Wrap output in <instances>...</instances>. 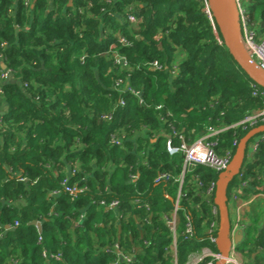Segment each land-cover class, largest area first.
<instances>
[{
    "label": "trees",
    "instance_id": "1",
    "mask_svg": "<svg viewBox=\"0 0 264 264\" xmlns=\"http://www.w3.org/2000/svg\"><path fill=\"white\" fill-rule=\"evenodd\" d=\"M69 1L0 0V59L11 77L0 79V264H173L162 216L183 158L169 156L157 135L174 129L183 138L175 146L191 144L264 110V90L234 62L216 25L215 36L202 0ZM247 15L264 33V0ZM251 129L230 128L211 148L233 154ZM249 158L243 191L264 195V135ZM157 173L171 179L156 184ZM218 175L198 165L185 171L178 215L191 216L194 236H179L177 264L179 248L188 260L218 221ZM65 179L82 192H60ZM251 218L241 253L261 250L264 264V228Z\"/></svg>",
    "mask_w": 264,
    "mask_h": 264
},
{
    "label": "built area",
    "instance_id": "2",
    "mask_svg": "<svg viewBox=\"0 0 264 264\" xmlns=\"http://www.w3.org/2000/svg\"><path fill=\"white\" fill-rule=\"evenodd\" d=\"M34 0H19V2L25 6L29 7L32 6ZM261 0H235L239 16H240V26L242 30V39L243 44L248 52L250 59L254 62L259 68L264 70V33L260 30L255 31L251 28V22L247 15V9L250 5H253ZM203 3V12L206 18L209 20L211 27L214 30V34L217 37L215 32V21L212 14V6L209 0H202ZM128 20L131 24L136 25L138 20L136 17L130 15ZM153 69H160V66L155 63L151 66ZM175 69V68H174ZM10 76L8 71L1 72L0 79L4 81ZM119 86V84L117 85ZM130 90L129 88H127ZM133 94L137 95L138 92H134L130 90ZM123 105V102L120 103ZM106 119H110L111 116H105ZM264 124V110L256 111L252 113L250 116L246 117L244 120L239 122L236 125L222 127L216 130H209L201 134L197 139H195L191 144L181 143L179 146H175L174 138L177 136L180 140H182V136L177 134L174 129L171 130V133L160 132L157 136L164 138L165 140V150L169 156H177L180 155L183 158V168L180 175L176 178V182L179 185L177 195L175 201L172 205L171 210L168 214L162 216V221L164 225L167 227L171 242L169 246L170 254L172 255L173 264H177L176 261V246L178 242L179 236H182L184 241L191 240L194 236V229L192 226V219L191 216L187 213L183 215V218L180 219L178 212L180 210L179 201L181 197V187L184 183L185 179V171L189 166H202L207 169H211L216 171L217 173H222L226 170L227 166L229 165L233 154L230 152L226 153L224 156H218L213 149L211 148L212 143L209 140L216 135L236 126H249L255 128L257 126ZM120 140L112 139V142L115 145H120ZM259 140H255L249 147L248 150V158L254 153L257 148ZM237 147V146H236ZM235 152V151H234ZM74 173V171H73ZM243 168L240 171L237 178L241 181L240 186L237 188L235 187L227 193L228 196V209H229V216H230V231L229 236L231 239L235 236L236 233L242 232L244 234L245 230L249 226L248 219L246 217L247 211L253 201L255 200L256 196L247 195L243 191V188L248 187V183L243 181ZM171 179V175L168 173H157V176L154 179L156 184H160L166 182ZM216 186V183L215 185ZM63 192L68 195H75L76 193L82 192L76 184L69 185L68 180H64L62 182ZM213 187L209 189L211 192ZM60 192H55L54 195L59 194ZM116 203L109 204V208H116ZM214 215L217 212L216 207L213 208ZM17 225V224H15ZM180 229L182 231L180 232ZM217 231H218V221L217 219H213L211 221L205 231L206 233V244L202 246L199 251L195 254H192L185 264H215L217 261H221L223 258L217 252L212 250V246H215L216 238H217ZM216 247V246H215ZM235 245H232L229 255L227 258H224V264H240L238 263L234 256L236 255ZM113 250L116 255L124 262L129 263L131 258L129 256H125L122 254V250L119 246H113ZM194 258V260H193Z\"/></svg>",
    "mask_w": 264,
    "mask_h": 264
},
{
    "label": "water",
    "instance_id": "3",
    "mask_svg": "<svg viewBox=\"0 0 264 264\" xmlns=\"http://www.w3.org/2000/svg\"><path fill=\"white\" fill-rule=\"evenodd\" d=\"M36 0L33 1V4ZM212 6V14L215 25L226 46L230 56L239 68L245 73L248 79L264 90V70L259 68L246 51L240 26V16L235 0H209ZM32 4V5H33ZM71 6V0L69 1ZM2 69L5 65L2 64ZM264 135V124L249 130V132L239 141L233 157L226 170L218 175L215 186L214 205L218 212V231L216 238V250L221 257L227 258L232 245L237 246L243 238L242 232L235 234L233 239L229 236L230 216L228 209L227 189L232 180L237 177L243 168L244 161L248 157L247 144L249 140H260ZM30 225L36 227L41 233V223L34 221ZM215 264H224V260Z\"/></svg>",
    "mask_w": 264,
    "mask_h": 264
},
{
    "label": "crops",
    "instance_id": "4",
    "mask_svg": "<svg viewBox=\"0 0 264 264\" xmlns=\"http://www.w3.org/2000/svg\"><path fill=\"white\" fill-rule=\"evenodd\" d=\"M2 64L4 65V63L0 59V65L2 66ZM4 70H5V68L2 71H4ZM9 81H11L10 76L4 80V82H9ZM1 82H3V81H1ZM1 115H2V110H0V116ZM254 196H256V198L253 201V203L251 204L249 211H247L246 217L248 219L249 225L250 224L252 225V223H251L252 218L251 217H253L254 219L260 218V219H258V222L256 224L257 231H258V230H261L264 228V212L262 213V211H264V195L262 193H256L253 195V197ZM243 237H244V234H243ZM242 240H243V238H242ZM247 253L249 255L247 257H245V255ZM262 256H263V254H262L261 250H257L255 252L254 251L246 252L245 254H243L241 252L240 253L236 252V255L234 256V258L240 264H262V262H261Z\"/></svg>",
    "mask_w": 264,
    "mask_h": 264
},
{
    "label": "rangeland",
    "instance_id": "5",
    "mask_svg": "<svg viewBox=\"0 0 264 264\" xmlns=\"http://www.w3.org/2000/svg\"><path fill=\"white\" fill-rule=\"evenodd\" d=\"M255 141V139H252V140H249V142H248V144H247V150H249V147H250V145L253 143ZM250 162V158H248V157H246V159H245V161H244V164H243V167H244V165L245 164H247V163H249ZM237 180V177H235L232 181H233V183L235 182ZM251 219V218H250ZM247 232V231H246ZM194 245H198V246H200V244H198V243H195ZM235 250H236V252H243V250H244V248H243V246L242 245H237L236 247H235ZM191 252L193 251V250H190ZM187 254H188V252H184L181 248H179V264H183L186 260H187ZM193 260H194V258H193Z\"/></svg>",
    "mask_w": 264,
    "mask_h": 264
}]
</instances>
